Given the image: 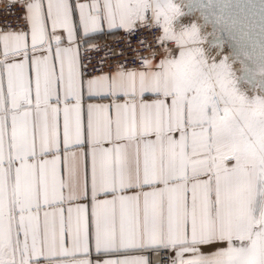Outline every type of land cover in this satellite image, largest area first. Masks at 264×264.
<instances>
[{
	"label": "crops",
	"instance_id": "1",
	"mask_svg": "<svg viewBox=\"0 0 264 264\" xmlns=\"http://www.w3.org/2000/svg\"><path fill=\"white\" fill-rule=\"evenodd\" d=\"M10 1L25 2L29 30L0 33V254L10 264H151L169 249L193 264L238 249L264 222V168L241 135L170 61L81 72L83 46L164 8Z\"/></svg>",
	"mask_w": 264,
	"mask_h": 264
},
{
	"label": "rangeland",
	"instance_id": "2",
	"mask_svg": "<svg viewBox=\"0 0 264 264\" xmlns=\"http://www.w3.org/2000/svg\"><path fill=\"white\" fill-rule=\"evenodd\" d=\"M180 10V4L174 3L164 8L162 19L176 16ZM176 31L178 42L170 53V62L187 92L227 120L264 168V102L244 86L236 85L235 74L223 55L208 51L196 19H184ZM0 264L10 263L2 256ZM193 264H264V222L255 224L232 253Z\"/></svg>",
	"mask_w": 264,
	"mask_h": 264
},
{
	"label": "water",
	"instance_id": "3",
	"mask_svg": "<svg viewBox=\"0 0 264 264\" xmlns=\"http://www.w3.org/2000/svg\"><path fill=\"white\" fill-rule=\"evenodd\" d=\"M161 8L179 3L171 18L180 30L186 18H194L205 36L208 51L224 56L236 78L253 96L264 102V0H156ZM164 5V7H163Z\"/></svg>",
	"mask_w": 264,
	"mask_h": 264
},
{
	"label": "built area",
	"instance_id": "4",
	"mask_svg": "<svg viewBox=\"0 0 264 264\" xmlns=\"http://www.w3.org/2000/svg\"><path fill=\"white\" fill-rule=\"evenodd\" d=\"M168 26L162 15L150 9L142 22L122 30L117 37L95 45L83 46L80 52L83 77L142 69L150 60L170 61V53L178 39L174 27L168 31ZM27 30L29 21L25 2L0 1V33ZM151 264L177 262L171 258L170 250L165 249L152 253Z\"/></svg>",
	"mask_w": 264,
	"mask_h": 264
}]
</instances>
